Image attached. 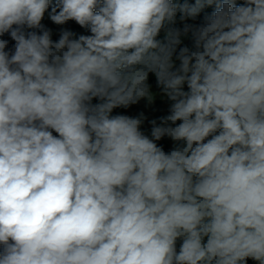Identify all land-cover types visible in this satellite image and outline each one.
I'll return each instance as SVG.
<instances>
[{
    "label": "clouds",
    "instance_id": "obj_1",
    "mask_svg": "<svg viewBox=\"0 0 264 264\" xmlns=\"http://www.w3.org/2000/svg\"><path fill=\"white\" fill-rule=\"evenodd\" d=\"M204 2L0 0V264H264V0Z\"/></svg>",
    "mask_w": 264,
    "mask_h": 264
},
{
    "label": "trees",
    "instance_id": "obj_2",
    "mask_svg": "<svg viewBox=\"0 0 264 264\" xmlns=\"http://www.w3.org/2000/svg\"><path fill=\"white\" fill-rule=\"evenodd\" d=\"M181 3L184 2V0H180ZM187 2L189 3L190 6H196V0H187ZM202 4H203V7L200 8V11L199 13L196 15L195 18H188L186 19L185 21L181 22L180 19H179V16L180 14L178 13L177 14V24L176 26L177 27H180V28H183V24L184 23H189V24H199L203 21V18L206 16V15H210L213 11H214V8H215V5H207L204 0H201ZM237 3H241L242 0H236ZM42 23L52 29V38L54 40L58 39L59 38V33H60V29L61 27H66V28H69L71 29L72 31L78 33V34H87L86 31L82 28H80L79 25H77L74 21H70L68 22L66 25L64 26H59V25H55L51 22L50 19L47 18V16L45 17V19L42 21ZM30 31V30H29ZM0 39H5V40H8L9 43H8V46L6 48V50L8 49H11L13 44H14V41L11 40L10 36L8 34H5L3 37H0ZM182 45L181 46H184V45H187L189 47L192 46V39H191V35L189 34L188 37H182ZM149 84L151 85V88L153 90V92L155 91H158L159 89L157 88V84H156V78L153 74H149ZM94 103L96 101H93ZM138 103H141V101H139ZM153 111H154V115H150V119H154V120H157V122H159V117L161 116H164L163 115V105L161 104L160 105V101L158 99H156V103L151 105ZM117 111H119V109H116ZM159 145L163 146L164 150L165 151H169L170 148H169V139L168 138H163V142L162 143H159ZM2 247V246H0ZM252 264H256L255 261H253Z\"/></svg>",
    "mask_w": 264,
    "mask_h": 264
},
{
    "label": "rangeland",
    "instance_id": "obj_3",
    "mask_svg": "<svg viewBox=\"0 0 264 264\" xmlns=\"http://www.w3.org/2000/svg\"><path fill=\"white\" fill-rule=\"evenodd\" d=\"M178 63V62H177ZM155 92H159L158 91H155ZM160 101V105L162 104L163 105V115H166L168 113V102L166 99H161L159 96L156 98ZM156 99L154 102L152 103H148L147 100L145 99H142L141 100V103H137L135 105H132L130 106L128 109H119V111H117L116 109L114 110L113 114H125V115H130V116H137L139 115L141 112L144 114V116L146 117L145 121H144V124L142 125V131L145 132V134L149 135L150 136V132H151V123L150 121L154 120V119H150V115H154V111L151 107V105L155 104L156 103ZM159 123V122H157ZM163 142V139L159 142H157L158 144L159 143H162ZM172 147V142L169 140V148L171 149ZM249 263V261H247V264Z\"/></svg>",
    "mask_w": 264,
    "mask_h": 264
},
{
    "label": "built area",
    "instance_id": "obj_4",
    "mask_svg": "<svg viewBox=\"0 0 264 264\" xmlns=\"http://www.w3.org/2000/svg\"><path fill=\"white\" fill-rule=\"evenodd\" d=\"M248 261H249V262H252L253 260L249 259Z\"/></svg>",
    "mask_w": 264,
    "mask_h": 264
}]
</instances>
